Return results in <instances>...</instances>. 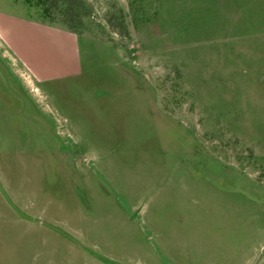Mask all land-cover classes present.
<instances>
[{"label":"rangeland","instance_id":"1","mask_svg":"<svg viewBox=\"0 0 264 264\" xmlns=\"http://www.w3.org/2000/svg\"><path fill=\"white\" fill-rule=\"evenodd\" d=\"M0 0V264H264V0Z\"/></svg>","mask_w":264,"mask_h":264},{"label":"trees","instance_id":"2","mask_svg":"<svg viewBox=\"0 0 264 264\" xmlns=\"http://www.w3.org/2000/svg\"><path fill=\"white\" fill-rule=\"evenodd\" d=\"M34 7L43 20H58L71 31L84 28L83 17L87 13L82 0H21Z\"/></svg>","mask_w":264,"mask_h":264}]
</instances>
